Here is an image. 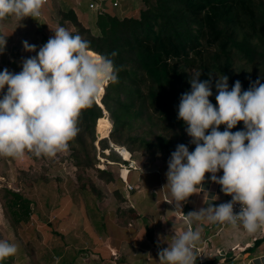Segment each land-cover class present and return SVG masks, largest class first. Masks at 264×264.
Returning <instances> with one entry per match:
<instances>
[{
	"label": "clouds",
	"instance_id": "obj_1",
	"mask_svg": "<svg viewBox=\"0 0 264 264\" xmlns=\"http://www.w3.org/2000/svg\"><path fill=\"white\" fill-rule=\"evenodd\" d=\"M45 2L0 0V18L39 16ZM54 33L38 52L36 45L22 42L25 51L36 52L22 60V71L13 73L5 68L0 72V92L7 86L0 98V155L22 157L25 150H31L37 156L54 157L68 151L69 142L80 131L81 111L92 106L105 85L119 82L122 69L108 56L91 53L90 41L62 26ZM5 37L0 36V53L5 50ZM117 54L113 51L111 56ZM201 74L191 75V91L180 96L177 115L187 125L195 149L190 152L187 145H177L162 190H170L172 199L167 202L182 212V202L193 194L207 193L203 182L210 173V180L232 199L215 205L218 197L208 195L204 200L207 207L184 214L187 230L174 235L172 243L158 251L159 261L166 264H195L194 249L202 229L193 230V220L233 227L239 223L249 234L264 227V83L257 79L242 91L236 80L229 90V77L218 76V106H214L209 99L213 95L212 73L204 81L199 79ZM241 121L244 128L232 132ZM221 170L223 175L217 176ZM236 204L241 206L238 213H234ZM17 252L18 245L0 239V261ZM55 259L58 264L60 258Z\"/></svg>",
	"mask_w": 264,
	"mask_h": 264
},
{
	"label": "trees",
	"instance_id": "obj_2",
	"mask_svg": "<svg viewBox=\"0 0 264 264\" xmlns=\"http://www.w3.org/2000/svg\"><path fill=\"white\" fill-rule=\"evenodd\" d=\"M141 1L143 7L133 16L120 17L104 8L96 19L98 33L86 27L73 9L62 10L61 22L73 24V35L90 41L92 53L108 56L122 69L119 82L105 85L102 98L81 111L80 131L69 142L76 153L84 154L86 165L92 162L91 149L92 158L96 156L97 140L99 156L108 158L112 152L126 164L129 161L115 145L130 153L156 150L169 154L176 150L177 140L185 144L187 125L177 119L178 106L180 96L191 91L189 81L197 71L202 72L201 81L212 73L213 95L209 99L214 106H218V76L229 77V90L236 80L241 82L242 91L257 79L264 83V0ZM47 41L43 38L44 44ZM113 51L118 53L114 57ZM106 112L112 127L107 137L98 139L97 123ZM224 128L221 125L219 130ZM243 128L241 121L231 131ZM189 145L195 149L194 144ZM108 149L110 153L105 155ZM101 171L107 173L106 169ZM8 191L13 195L11 204L22 207L11 214L12 228L17 230L32 213L31 202ZM127 212L132 217L137 214L132 208Z\"/></svg>",
	"mask_w": 264,
	"mask_h": 264
},
{
	"label": "rangeland",
	"instance_id": "obj_3",
	"mask_svg": "<svg viewBox=\"0 0 264 264\" xmlns=\"http://www.w3.org/2000/svg\"><path fill=\"white\" fill-rule=\"evenodd\" d=\"M48 1L50 2L47 3L46 19L25 17L21 20L15 15L0 18V36H6L7 41L5 50L0 54V72L7 68L10 72L19 73L22 71V60L36 55V52L24 50L23 41L36 45L38 52L39 47L44 44L43 38L49 40L50 37L54 36L57 26L74 31L75 27L70 21L61 22L63 9H73L78 19L86 27H89L94 33L99 32L95 23L97 11L89 10L86 3L89 0ZM141 7H143L141 0H119L118 5L109 6L120 17L137 15ZM104 8L106 9L107 5ZM6 91L7 86H5L3 92ZM3 92H0V94ZM0 98H2L1 95ZM190 140L191 137L187 136L185 145L192 152L194 149L189 145ZM95 144L97 147L96 156L92 158L94 151L91 149L90 160L92 162H90V165L85 164L84 154L76 153L72 146H69L68 151L58 152L54 157L37 156L31 150H25L22 157L0 155V218H7L8 222L11 223L13 212L19 211V209L22 210L20 203L19 206L11 204L13 195L8 191L9 189L19 193L31 202L32 214L19 227L24 238H28V235L25 234L26 231L30 230L33 233L32 238L34 231L45 226L50 230L53 237H60L59 232L62 231L60 224L64 228L63 223L65 221L66 223L69 221L70 223L83 221L84 228H87L88 224L86 223H89V225L95 224L100 229L96 232L100 236V242H103L106 237L109 238L108 243L111 241V244L114 240L129 239V234L133 235V228L117 223L115 219L118 218L124 224L130 222V214L127 212L130 208L127 206L129 197L142 196L144 197L142 200L147 202L153 198L156 199V194L152 196L153 191L160 193L167 184L165 173L168 170L171 153L161 154L156 150L152 152L137 150L130 153V160L127 161H132L136 165V169H132L128 177V181L134 186V189L128 190L120 177L122 161L112 152V155L108 158L99 156L100 145L98 140L95 141ZM179 144H182V142L177 140L176 145ZM104 153L108 155L110 150H104ZM118 153L124 158L119 151ZM75 155L79 157L76 158ZM78 161L80 164H78ZM103 169H106V174H101ZM216 175L222 176V170ZM210 176V173H206L205 180H210ZM215 186L221 187L219 184ZM165 190L170 192L168 188L162 191ZM225 196L230 197L229 195ZM165 205L167 211L172 209L170 204ZM82 207L85 208L84 210L88 214L75 213L79 212ZM72 211L76 215L68 213ZM66 216L68 219H66ZM174 219H177L175 215ZM70 227H74V225ZM236 229L241 231L243 227L238 226ZM110 238H113V240H110ZM109 249H113L110 243ZM113 252L120 254L119 260H114L113 255L110 253L105 262H102L100 258L99 264H120L125 261L123 251L113 250Z\"/></svg>",
	"mask_w": 264,
	"mask_h": 264
},
{
	"label": "crops",
	"instance_id": "obj_4",
	"mask_svg": "<svg viewBox=\"0 0 264 264\" xmlns=\"http://www.w3.org/2000/svg\"><path fill=\"white\" fill-rule=\"evenodd\" d=\"M48 2L50 1L47 0L44 3L41 14L34 16L35 18L46 19ZM88 2L86 1L87 6ZM110 5H112L111 1L108 2L107 8ZM89 10L96 12L90 8ZM96 13L98 15V12ZM215 185L211 180H205L203 188L208 194L204 192L193 194L186 202H182L183 213L179 209L175 210L174 204H170L171 210H166L165 204H169L167 201L172 199L171 193L167 190L160 193L153 191L152 196L156 194V199L152 197L154 200L149 202L143 201L142 196L129 197L127 206L137 213L136 216H130L128 224L121 223L118 218L115 220L117 223L133 228L134 232L133 235L128 233L129 239L114 240L113 244L110 241L112 250L109 249V238L106 237L103 242H100V236L96 233L100 229L95 224L86 223L88 226L84 228L83 221L76 220L79 223L65 221L64 228L60 224L62 230L59 232L60 237H53L45 226L34 231L32 238L33 233L30 230L26 231L28 238H24L20 228L14 230L7 218H0V239L18 245L17 254L0 261V264H57L56 257L60 258L58 264H99V259L105 262L110 253L114 260H119L120 254H115L113 250L123 251L126 259L120 264H166L159 261L158 251L170 245L174 235L179 236L187 230L188 223L184 214L207 207L204 200H208V195L218 197L213 202L215 205L232 199L231 196L226 197L221 187ZM84 209L82 207L75 213L88 214ZM68 213L76 215L73 211ZM174 215L177 219H174ZM66 219H68L67 216ZM71 225L74 227H70ZM191 226L193 230L202 229L201 239L194 249L195 257L201 252L202 258L200 260L196 257L195 264H247L249 261L253 264H264V227L254 234H249L244 229L240 231L236 227L221 228L219 223L213 224L207 220H193Z\"/></svg>",
	"mask_w": 264,
	"mask_h": 264
},
{
	"label": "built area",
	"instance_id": "obj_5",
	"mask_svg": "<svg viewBox=\"0 0 264 264\" xmlns=\"http://www.w3.org/2000/svg\"><path fill=\"white\" fill-rule=\"evenodd\" d=\"M106 1L107 0H89L88 6H89L90 9L96 10L98 13H100L104 9ZM111 2H112L113 6H116L119 3L118 0H113V1L111 0ZM126 160H130V157H129V159H126ZM121 167L122 168H121V172H120V177H121L122 181L125 183V185H126L128 190H133L134 186L129 183L128 177H129V173L131 172V170L132 169H136V165H134L133 162L131 161L128 164L122 163ZM123 168H127L128 173H127L126 177L122 176ZM240 208H241V206L239 204H236L234 206V213H238L240 211ZM219 225H220L221 228L233 227V226H231L230 224H227V223H225V224H220L219 223ZM238 226L242 227V224L238 223ZM238 226H236V227H238ZM197 258L201 260V258H202V253L201 252L198 253ZM247 264H253V263L251 261H249Z\"/></svg>",
	"mask_w": 264,
	"mask_h": 264
},
{
	"label": "bare ground",
	"instance_id": "obj_6",
	"mask_svg": "<svg viewBox=\"0 0 264 264\" xmlns=\"http://www.w3.org/2000/svg\"><path fill=\"white\" fill-rule=\"evenodd\" d=\"M103 91H104V88H103ZM102 92L97 97V100L98 101L100 100V97L102 95ZM111 127H112V123L109 120L108 115H107V112H106V115L104 117H101L98 120V123H97V131L101 133V136L102 137H107L109 135V132H110ZM115 146H117V145H115ZM115 149H116L117 152L119 151L124 156L123 159H129L130 152L125 147L123 148L121 146H117V147H115ZM127 173H128L127 168H123V170H122V176L123 177H126L127 176Z\"/></svg>",
	"mask_w": 264,
	"mask_h": 264
},
{
	"label": "water",
	"instance_id": "obj_7",
	"mask_svg": "<svg viewBox=\"0 0 264 264\" xmlns=\"http://www.w3.org/2000/svg\"><path fill=\"white\" fill-rule=\"evenodd\" d=\"M104 90H105V86H104ZM103 94H104V91L102 92V95H101V97H100V99L102 98V96H103ZM100 103V102H99ZM96 135H97V137H98V139H101V138H103L102 136H101V133L100 132H96ZM112 146H113V144L112 143H110Z\"/></svg>",
	"mask_w": 264,
	"mask_h": 264
}]
</instances>
